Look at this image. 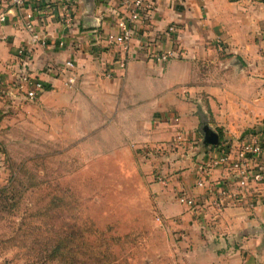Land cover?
Wrapping results in <instances>:
<instances>
[{
  "label": "crops",
  "instance_id": "obj_1",
  "mask_svg": "<svg viewBox=\"0 0 264 264\" xmlns=\"http://www.w3.org/2000/svg\"><path fill=\"white\" fill-rule=\"evenodd\" d=\"M63 5L73 12L68 27L58 18ZM89 9L83 0H29L22 9L2 0L0 81L16 93L19 71L25 69L44 83L46 89L36 101L45 112L55 113L56 142L101 135L125 152H132L134 143L135 156L150 147L143 167L169 175L161 182L165 189L171 185L198 196L193 209L181 204L184 228L207 242V255L219 264H264V186L257 188L261 200L253 209L242 196L228 198L220 212L212 210L204 189L194 187L198 169L219 149L202 145L205 125L219 130L231 150L250 135L264 137V0H157L151 15L137 27L132 39L135 59L124 69L107 45L108 38L118 35L121 0H93L91 14H85ZM28 13L48 45L33 47L24 61L18 50L28 49L23 29ZM96 20L99 26H90ZM170 23L177 29L174 37L165 33ZM149 42L164 49L179 46L184 55L153 61L146 58ZM66 59L76 64L72 87L56 74V66ZM177 127L193 146L181 155L186 169L172 174L181 163L180 154L164 151L155 164L153 147L171 140ZM253 166L264 167V155ZM208 171L209 183L236 189L229 168Z\"/></svg>",
  "mask_w": 264,
  "mask_h": 264
},
{
  "label": "rangeland",
  "instance_id": "obj_2",
  "mask_svg": "<svg viewBox=\"0 0 264 264\" xmlns=\"http://www.w3.org/2000/svg\"><path fill=\"white\" fill-rule=\"evenodd\" d=\"M7 85H0V188L10 184L0 191V264L28 261L9 241L17 234L41 239L33 253L55 250L51 264H77L72 255L105 247L119 264H219L200 234L184 228L179 192L143 167L150 147L135 156L134 143L125 152L101 135L56 142L55 113ZM153 153L156 164L161 154ZM175 153L181 163L172 174L186 169Z\"/></svg>",
  "mask_w": 264,
  "mask_h": 264
},
{
  "label": "built area",
  "instance_id": "obj_3",
  "mask_svg": "<svg viewBox=\"0 0 264 264\" xmlns=\"http://www.w3.org/2000/svg\"><path fill=\"white\" fill-rule=\"evenodd\" d=\"M29 0H9L11 6L22 9ZM157 0H121L122 15L116 19L118 35L116 38H108L107 45L115 53V59L119 68L124 69L129 61L135 59V51L133 49L132 39L137 27L145 19H147L156 7ZM2 0H0V22L5 20V14L1 10ZM71 6L63 5L58 13L59 21L66 27L71 26L73 22V12ZM23 29L28 33V49L18 50V56L24 61L28 60V52L33 47H46L48 45L45 35L35 28L32 21L31 13L26 15V21L23 23ZM165 33L176 35L177 29L174 23H170ZM161 36L155 37V39ZM150 43V44H149ZM146 44V58L156 62H166L171 58H177L184 55V50L179 46H171L170 48H160L151 42ZM64 40H59V45L63 46ZM56 74L64 77V84L72 87L76 80V64L73 59H66L60 65L56 66ZM110 75L109 72L106 73ZM0 85H5L4 81H0ZM46 89L44 83L33 75L30 71L21 69L17 78L16 92H22L25 100H35ZM174 121L178 120L177 116H173ZM219 145L209 148L218 147L217 155L205 161L203 167H200L196 173L194 187L196 189H204L205 194L210 197V204L214 212H220L226 206L228 198L238 199L245 196L248 201V207L253 209L261 200L258 195L257 188L264 186V167L253 166V162L261 155H264V137L259 135H250L245 139L237 149L231 150L229 144L223 140ZM220 141V137H219ZM219 143V142H218ZM191 146L190 138L180 129L174 132L173 137L168 142H163L153 147L157 153L164 151L171 152L179 150L180 153H187ZM218 167L229 168L236 180V189L231 190L226 184L217 182L211 184L207 180L208 169ZM164 177L159 175V171L155 173V178L159 182L166 181ZM198 196L187 194L179 191L176 196L178 203L189 209L197 206Z\"/></svg>",
  "mask_w": 264,
  "mask_h": 264
},
{
  "label": "trees",
  "instance_id": "obj_4",
  "mask_svg": "<svg viewBox=\"0 0 264 264\" xmlns=\"http://www.w3.org/2000/svg\"><path fill=\"white\" fill-rule=\"evenodd\" d=\"M217 133L220 137V143H222V134L219 130H217ZM9 185H5L0 188V191H6L8 190ZM26 227L30 230L33 231L36 226L34 224H26ZM11 241V245L24 250H26L25 257L28 258L26 260L25 264H51L56 256L53 254L55 250L48 254H43L37 251V253H33L36 251V247L40 246L42 243L41 239L36 237L35 235L28 234V235H15L12 238L9 239ZM28 251V254H27ZM71 260H76L78 261L77 264H119L121 261H119L114 255L110 254L108 252L107 247L104 248V250H101L99 248H96L95 251L92 253L88 254L86 257L78 256V255H72Z\"/></svg>",
  "mask_w": 264,
  "mask_h": 264
},
{
  "label": "water",
  "instance_id": "obj_5",
  "mask_svg": "<svg viewBox=\"0 0 264 264\" xmlns=\"http://www.w3.org/2000/svg\"><path fill=\"white\" fill-rule=\"evenodd\" d=\"M84 4L89 7V10H86L85 14H91L93 8V0H83ZM90 26L96 28L99 26V21L96 20L94 23L92 22ZM219 142V135L213 129L209 128L207 125L203 127V139L202 145L206 148L217 145Z\"/></svg>",
  "mask_w": 264,
  "mask_h": 264
}]
</instances>
